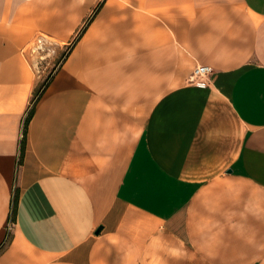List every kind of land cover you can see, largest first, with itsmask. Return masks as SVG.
Segmentation results:
<instances>
[{"label":"crops","instance_id":"obj_1","mask_svg":"<svg viewBox=\"0 0 264 264\" xmlns=\"http://www.w3.org/2000/svg\"><path fill=\"white\" fill-rule=\"evenodd\" d=\"M97 4L0 0V264H264V0Z\"/></svg>","mask_w":264,"mask_h":264},{"label":"built area","instance_id":"obj_2","mask_svg":"<svg viewBox=\"0 0 264 264\" xmlns=\"http://www.w3.org/2000/svg\"><path fill=\"white\" fill-rule=\"evenodd\" d=\"M211 73L210 67L207 65H196L191 73V76L189 78V82L195 84L198 87H206L207 85V78ZM26 118V117H25ZM25 119L23 120V123L21 125V131H20V141L23 139L24 136V126H25Z\"/></svg>","mask_w":264,"mask_h":264},{"label":"rangeland","instance_id":"obj_3","mask_svg":"<svg viewBox=\"0 0 264 264\" xmlns=\"http://www.w3.org/2000/svg\"><path fill=\"white\" fill-rule=\"evenodd\" d=\"M100 9H101V0H99V4H97L96 7H95L94 9L91 10V12L89 13V16H88V17H89V18H90V17H93L95 14H97V12H99ZM89 18H88V19H89ZM78 35H79V33L77 34V36H76L74 39H76V38L78 37ZM74 39H73V42L75 41ZM69 47H70V45L68 46V48H69ZM67 51H68V49L65 50L64 54L67 53ZM12 222H13V221H11V223H10L11 226H12Z\"/></svg>","mask_w":264,"mask_h":264},{"label":"trees","instance_id":"obj_4","mask_svg":"<svg viewBox=\"0 0 264 264\" xmlns=\"http://www.w3.org/2000/svg\"><path fill=\"white\" fill-rule=\"evenodd\" d=\"M30 117H31V112H29L28 115L25 118V122H24L25 123V126H24V136H23V139L21 140V150L24 149V145H25L24 143H25V138H26V127H27V123H28Z\"/></svg>","mask_w":264,"mask_h":264},{"label":"water","instance_id":"obj_5","mask_svg":"<svg viewBox=\"0 0 264 264\" xmlns=\"http://www.w3.org/2000/svg\"><path fill=\"white\" fill-rule=\"evenodd\" d=\"M100 229L97 230V232H99Z\"/></svg>","mask_w":264,"mask_h":264}]
</instances>
